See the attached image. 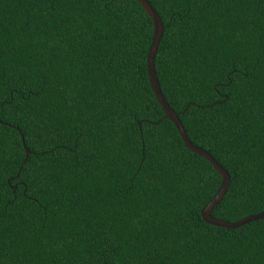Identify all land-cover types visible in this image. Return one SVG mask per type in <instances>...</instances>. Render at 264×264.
Here are the masks:
<instances>
[{"label": "trees", "instance_id": "obj_1", "mask_svg": "<svg viewBox=\"0 0 264 264\" xmlns=\"http://www.w3.org/2000/svg\"><path fill=\"white\" fill-rule=\"evenodd\" d=\"M149 1L162 92L230 175L212 215L263 212L264 0ZM152 35L137 0H0V264H264V218H202L222 178L164 117Z\"/></svg>", "mask_w": 264, "mask_h": 264}, {"label": "water", "instance_id": "obj_2", "mask_svg": "<svg viewBox=\"0 0 264 264\" xmlns=\"http://www.w3.org/2000/svg\"><path fill=\"white\" fill-rule=\"evenodd\" d=\"M141 6L144 8V10L147 12V14L150 16L152 22H153V35H152V41L149 46L148 54H147V74L148 79L150 82V86L152 88V91L157 99V102L160 104L163 112L164 117L171 121L176 129L178 130L186 148H188L190 151H192L195 154H198L205 159H207L210 164L214 167V169L219 173V175L222 178L221 185L219 186L217 192L213 196V198L203 207L201 210V215L203 220L210 224L217 227L227 228V229H235L238 227H241L245 224H248L250 222L258 221L264 218V211L260 212L258 214L250 215L248 217H245L239 221L235 222H228L223 219L216 218L212 215V211L215 208V206L223 199L224 195L227 192V189L229 187L230 183V175L228 171L213 157L211 153H209L207 150L203 149L202 147H199L195 145L190 139L188 134L186 133V130L184 128V125L182 121L179 118V114L171 108L169 105L165 95L162 92L161 85L159 83V79L156 72L155 67V58L159 49V45L161 43V39L163 37L164 33V24L161 20V17L159 16L157 10L153 7L151 2L149 0H137ZM141 122H139V125ZM12 128L19 131L21 134V138L23 141V145L26 149V158L23 161V164L26 162L29 154L30 149L26 146L25 143V137L21 133V130L14 126L10 125Z\"/></svg>", "mask_w": 264, "mask_h": 264}, {"label": "snow or ice", "instance_id": "obj_3", "mask_svg": "<svg viewBox=\"0 0 264 264\" xmlns=\"http://www.w3.org/2000/svg\"><path fill=\"white\" fill-rule=\"evenodd\" d=\"M244 202V195H243V193L241 194V203H243Z\"/></svg>", "mask_w": 264, "mask_h": 264}]
</instances>
